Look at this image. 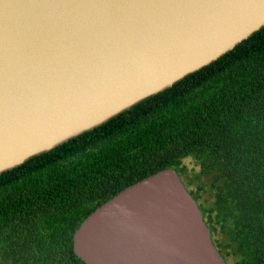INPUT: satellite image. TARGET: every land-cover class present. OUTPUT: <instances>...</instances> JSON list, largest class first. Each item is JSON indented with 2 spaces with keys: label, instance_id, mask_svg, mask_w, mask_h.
Returning a JSON list of instances; mask_svg holds the SVG:
<instances>
[{
  "label": "water",
  "instance_id": "obj_1",
  "mask_svg": "<svg viewBox=\"0 0 264 264\" xmlns=\"http://www.w3.org/2000/svg\"><path fill=\"white\" fill-rule=\"evenodd\" d=\"M264 0H0V174L233 50ZM87 264H228L173 167L98 206L74 233Z\"/></svg>",
  "mask_w": 264,
  "mask_h": 264
},
{
  "label": "trees",
  "instance_id": "obj_2",
  "mask_svg": "<svg viewBox=\"0 0 264 264\" xmlns=\"http://www.w3.org/2000/svg\"><path fill=\"white\" fill-rule=\"evenodd\" d=\"M167 167L227 263L264 264V26L171 87L2 172L0 264H87L74 251L84 219Z\"/></svg>",
  "mask_w": 264,
  "mask_h": 264
},
{
  "label": "rangeland",
  "instance_id": "obj_3",
  "mask_svg": "<svg viewBox=\"0 0 264 264\" xmlns=\"http://www.w3.org/2000/svg\"><path fill=\"white\" fill-rule=\"evenodd\" d=\"M184 164H186L189 168H196V169H198V166L194 163V161L191 158H186L184 160Z\"/></svg>",
  "mask_w": 264,
  "mask_h": 264
}]
</instances>
